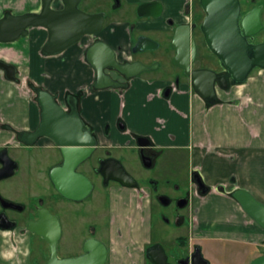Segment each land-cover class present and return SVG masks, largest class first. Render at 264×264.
<instances>
[{"label":"crops","instance_id":"0c3cea01","mask_svg":"<svg viewBox=\"0 0 264 264\" xmlns=\"http://www.w3.org/2000/svg\"><path fill=\"white\" fill-rule=\"evenodd\" d=\"M175 2L178 5L182 0H166L164 19L172 18L178 24L184 20L181 12H172ZM35 4V0H0V14H18L11 10ZM27 12L38 9L24 13ZM162 21H148L140 29L158 34L165 29ZM47 38L45 29H32L29 37L14 49H3L10 58L7 62L15 64L21 76L19 81H10L0 70V151L17 146L15 132H33L40 124L41 110L29 83L61 101L67 94L78 95L81 117L101 150L117 155L136 150V164L143 165L138 138H146L151 145L145 153L157 154L153 166L162 159L168 165L183 160L188 190L196 188L194 174L211 190L205 197L189 196L192 223L183 234L188 245L199 246L214 264H250L264 256V230L232 198V193L240 189L264 204V70L252 75L244 86L219 91L215 105L207 104L184 80L178 85V92L160 96L159 92L170 89L174 80L153 82L155 77L150 74L131 80L126 89L95 91L96 77L84 59V46L59 57L44 58L40 52ZM99 39L117 52L120 62L130 60L131 24L112 19ZM41 146L50 144L43 141ZM171 175L174 178L176 173ZM122 192L127 198L138 200L135 191ZM187 194L182 198H189ZM136 208L141 215L132 220L133 226H125L124 237L118 236L115 223L110 222L111 264H146L145 248L150 239L142 213L149 215L150 209L142 208L138 201ZM10 234L0 230V264H25L23 250L28 240L16 239L23 247L15 251L8 242ZM132 238H140L133 242L134 248L124 241Z\"/></svg>","mask_w":264,"mask_h":264},{"label":"water","instance_id":"95a60500","mask_svg":"<svg viewBox=\"0 0 264 264\" xmlns=\"http://www.w3.org/2000/svg\"><path fill=\"white\" fill-rule=\"evenodd\" d=\"M55 0H41L39 12L24 14H6L0 19V44H13L26 38L31 29L47 30L48 38L42 48L44 56H56L75 46L85 36H98L105 24L104 14H88L79 8L81 0H62L63 9L55 10ZM205 17L199 26L208 51L219 63L222 72L210 69L192 70L197 56V45L193 36L197 25L184 24L176 28L172 48L176 56L174 64L182 69L195 92L209 105L218 103V89L227 91L230 87H241L247 84L255 70H264V42L255 44L257 35L264 31L261 18L262 8L258 7L245 17L242 16L240 0H200ZM162 15V6L158 2L142 4L138 9L140 18L157 19ZM158 43L147 37H140L133 48V53H143L158 48ZM95 56V57H94ZM88 62L96 70L97 90L121 89L126 85L115 81L106 70H114L125 77L134 79L141 74L155 70L157 65L149 67L141 62L121 64L115 52L105 43L97 42L89 49ZM0 70L6 73L10 81H16V67L0 61ZM37 103L41 108V122L34 132H21L18 138L21 143L32 146L39 138L51 139L59 148L62 163L50 171V178L56 191L65 199L73 202L86 200L93 191V182L77 170L87 161L97 148V140L85 125L77 110L75 99L71 112L65 113L57 104L55 97L46 90L34 88ZM139 146L146 147L149 142L139 139ZM146 167L151 166L149 159L143 158ZM0 181L11 177L17 164L10 159L7 151L0 156ZM101 175L104 185L110 181L117 182L126 188H137V183L127 173L123 165L108 159L101 162ZM195 183L204 193L207 192L199 175L194 174ZM232 198L241 209L259 227L264 230V204L256 200L245 190H236ZM5 207L12 204L0 199ZM168 202L165 203L167 205ZM39 220L27 224V230L40 236L49 244L50 259L46 264H107L109 249L105 243L97 239H88L84 243L83 254L77 257L61 259L58 246L62 239V226L58 217L47 209L38 211ZM6 217L0 214V229L10 230L5 225ZM152 264H168L162 246L156 245L147 252ZM190 260L186 261L189 264ZM193 264H208L202 256L200 248L192 257ZM250 264H264V256L251 261Z\"/></svg>","mask_w":264,"mask_h":264},{"label":"rangeland","instance_id":"374dc122","mask_svg":"<svg viewBox=\"0 0 264 264\" xmlns=\"http://www.w3.org/2000/svg\"><path fill=\"white\" fill-rule=\"evenodd\" d=\"M35 1L36 4L34 7L30 6L29 8V6H24L21 10L12 9L11 11L22 14L28 10H37L41 6V0ZM103 1L104 0H99V2H102L100 3L102 4L100 5L101 8L105 7ZM121 1L124 3V0ZM194 1L196 3L198 2V0ZM243 1L247 4L245 8L246 12L253 7L264 5V0ZM109 2L110 5H112L111 0H109ZM54 7L60 8L61 5L56 1ZM109 7L111 6H106L105 8L110 9ZM193 12L198 16V22L202 23L204 13L200 9H197L196 5L193 7ZM109 13L110 18L108 21L113 19L134 26L139 20L134 14L128 16L121 11L113 14L109 11ZM1 16L3 17V15L0 14V19L2 18ZM262 20L264 23V12ZM144 34L159 44L158 49L150 52L147 58L149 59L147 62L150 66L157 65L158 68L146 72L145 74L153 75L156 78L168 76V68L173 62V53H169L170 50L168 48L170 44V34L172 33H168V37L165 38L167 39V45L160 43L161 38L158 34L149 32H145ZM263 40L264 33L255 39L257 43ZM85 43L86 41L82 46H84ZM197 43L198 58L194 68H219L216 62L217 60L208 52L203 36L200 33H197ZM3 49L8 48H3V46L0 47V60H9L10 58L6 57V52H4L5 50ZM260 71L261 70H255L252 75H256ZM30 84L31 83L28 85L29 87ZM33 95L35 96L34 93ZM9 154L11 158L17 162L18 169L13 177L0 182V195L7 201L24 204L30 208H34L38 206L42 200L44 201L45 208L59 217L62 223L63 237L58 248V255L61 259L79 256L82 252L85 239L91 236L89 231L93 227L96 229L98 238L102 242L107 243V240L110 239L109 225L111 221L115 223L114 228L118 236L122 235L124 237L126 233L125 226H133L134 223L132 220L138 214L141 215V211L136 208L138 200L136 201L123 195L122 189L125 188L114 182L106 187L100 183L99 177L95 180L96 188L94 192L86 201L74 203L57 200L54 206V203H49L51 201L50 199L53 200V194L55 193L50 188L48 171L55 162H60L61 158L59 156H53L54 151L46 147L39 149L24 147L21 150H11ZM137 154L136 150H124L120 155H117L115 152L112 153L116 160L123 164L126 171L131 174L147 192L152 194L151 199L154 204L152 203L151 205L145 202L142 204L143 208L146 210L150 209L149 215L142 213V219L145 218L147 220V237L152 244L161 245L165 249L170 262L176 264V260L182 258V255L185 254V252L179 248L176 238L186 233L188 227L192 223V215L189 213V210L180 211L179 207H177L178 199L188 191V182L184 175L186 168L185 162L182 160V162L177 161L176 165H168L167 160L162 159L159 161V164L157 163V165L147 168L144 165L136 164L135 159ZM126 163H128L130 167H127ZM172 172L176 173L174 178L171 175ZM92 177L96 178L97 176L92 175ZM152 183H154L157 188L156 190L153 189ZM159 196L168 197L171 204L169 206H163L157 203L155 199ZM118 198L120 200L118 204H116L115 201L118 200ZM178 215H183L186 218L184 227H179L175 223V219ZM17 229L20 230L21 228L17 227ZM137 239L140 238H132V240L125 239L124 241L129 247L134 248L133 242ZM25 247L24 250L22 249L26 254L23 256L25 264H46L50 259L47 245L38 238L31 240ZM30 247L32 254H30V250L28 251Z\"/></svg>","mask_w":264,"mask_h":264},{"label":"flooded vegetation","instance_id":"af4514ba","mask_svg":"<svg viewBox=\"0 0 264 264\" xmlns=\"http://www.w3.org/2000/svg\"><path fill=\"white\" fill-rule=\"evenodd\" d=\"M58 1L59 4L61 5L60 8H55L54 7V3ZM92 1V2H91ZM112 2V5H110V2L109 0H104L103 1V4L104 6H111L109 7L110 9L108 8H101L100 3L102 2H99V0H81L80 2V5H79V8L88 13V14H104L105 15V24H104V28L103 30L105 29V26L107 24V21L108 19L110 18V13L109 11H111V13H117L119 11L123 12L124 14H127L128 16H130L131 14H134L135 17L139 20L136 22V24L133 26L131 24V30H132V33H133V42H132V45H131V50H130V60L129 61H124V62H120L119 59H118V55H117V52L114 51L111 47V49L115 52L116 56H117V60L119 61V63L121 64H126V63H135V62H141L143 63L144 65H147L149 67H152L148 64V54L154 50H149V51H146V52H143V53H137V54H134L133 53V48L135 46V44L137 43L138 39L140 37H147L144 33L146 32L145 30H141L140 27H144L145 25L141 26L143 23H146L148 21H151V20H156V21H162L163 22V28L165 27L164 30H161L158 32V35L160 36L161 38V42L160 43H163V44H166V41L167 39H165L166 37H168V33H172L170 34V44L168 46L170 52L169 53H173V62H172V65H170V67L168 68V76H165V77H155V79L153 80V82H163V81H167V80H174L172 86L170 89H166L165 91H160L159 92V95L160 96H169V94L171 93V91L173 92H178L179 91V88H178V85L181 84V81H186V82H190V79L189 77H187L184 73V71L182 69H180L179 67H177L175 64H174V58L176 56V53L174 51V49L172 48V40H173V36H174V33H175V30L178 26L180 25H184V24H189V25H194L196 24L198 27L197 29L194 31V38H195V41H196V45H197V56H196V59H195V62L192 64V70H199V69H210V70H214V71H217L218 73L222 72L220 66H219V63L218 61H216L218 64V67L217 69H212V68H209V67H198V68H194V65L195 63L197 62V58H198V43H197V33H200L201 32L199 31V26L201 25V22L199 23L198 21V16L196 15V13L193 12V7L194 5H196L197 9H200L202 12H203V9L201 7V4H200V0H198V2L196 3L194 0H182V3L181 4H178L175 2L173 5V7H171L170 9L173 11H178V12H181L182 13V17H183V22L182 23H175V21L172 19V18H168V19H164L165 17V13H166V10H167V4H166V0H124V3L121 1V0H111ZM151 2H158L161 6H162V15L161 17L157 18V19H154V18H140L138 16V9L139 7L142 5V4H145V3H151ZM195 2V3H194ZM241 2V7H242V16L245 17L246 15H248L251 11H253L255 8H258V7H261L262 8V12H261V18H262V15H263V12H264V5H259V6H256V7H253L251 8L248 12L245 11V8L247 6V4L243 1V0H240ZM53 3V8L55 10H62L64 7H63V3H62V0H55ZM42 5V3H41ZM178 7V8H177ZM169 9V7H168ZM41 10V6L39 7L38 9V12ZM109 10V11H108ZM204 13V12H203ZM5 16V14L3 15V17ZM2 17V18H3ZM204 17H205V14H204ZM187 19V20H186ZM263 22V20H262ZM264 24V23H263ZM32 30V29H31ZM30 30V31H31ZM102 30V32H103ZM47 31V30H46ZM101 32V33H102ZM48 33V32H47ZM101 33L98 35V36H85L79 43H77L75 46L67 49L66 51H64L63 53L59 54V55H56V56H44L42 54V49H41V56L44 57V58H55V57H59L61 55H63L64 53H66L67 51L83 44L85 41L86 43L84 44V59L86 61V63L93 69L94 73H95V82H94V85H93V90L97 91V89L95 88V84H96V80H97V74H96V70L91 66V64L88 62V59H87V56H88V52H89V49L95 45V43L97 42H103L99 39V36L101 35ZM264 31H262L259 35L263 34ZM30 35V34H29ZM257 35L255 37V39L259 36ZM29 37V36H28ZM28 37L26 38H21L20 40H18L17 42L13 43V44H0V46H3V48H8L6 50H12L16 47V45L27 39ZM88 39V40H87ZM150 39V38H149ZM155 42V41H154ZM264 40L262 42H256L254 40V43L255 44H260V43H263ZM104 43V42H103ZM106 44V43H105ZM107 45V44H106ZM159 45V44H158ZM167 45V44H166ZM206 45V44H205ZM109 46V45H108ZM159 47V46H158ZM43 48V47H42ZM207 48V47H206ZM158 49V48H157ZM156 50V49H155ZM208 50V49H207ZM209 52V51H208ZM95 57V56H94ZM216 59V58H215ZM0 61H4L6 63H9L13 66L16 67V74H15V77H16V81H19V78H20V72H19V69L18 67L11 63V62H7L6 59L4 60H0ZM152 71V70H151ZM150 72V71H148ZM5 73V72H4ZM106 73L107 75H109L111 78H113L115 81H118L120 82L121 84L123 85H126L125 88H121V89H126L128 88V85H129V82L131 80H126L125 77H123L122 75H120L118 72L114 71V70H106ZM146 73V72H145ZM145 73L141 74L140 76L144 75ZM6 75V73H5ZM138 76V77H140ZM136 77V78H138ZM135 79V78H134ZM34 85V84H33ZM30 90L32 91V93H34L33 89L34 88H41L39 86H36L34 85V88H31L29 87ZM232 88V87H230ZM43 90H45L44 88H41ZM47 91V90H46ZM219 91H222L220 89H218L217 92ZM50 93V92H49ZM35 94V93H34ZM54 97H55V100L57 102L58 105H60L62 107V109L64 110L65 113H70L71 112V103L73 102V99H75V102L77 104V110L79 112V115L81 117V114H80V109H79V100H80V96L78 95H72V94H67L66 97L61 101L59 99L58 96L52 94ZM37 98V95L35 94V99ZM37 101V100H36ZM41 110V108H40ZM41 115V114H40ZM82 119V117H81ZM83 120V119H82ZM40 122H41V116H40ZM84 122V120H83ZM85 123V122H84ZM40 125V124H39ZM86 125V123H85ZM87 126V125H86ZM121 128H123V123L120 124ZM39 127V126H38ZM9 128V127H8ZM91 130V129H90ZM34 132V131H33ZM92 132V131H91ZM21 133V132H15L16 134V138H17V146L15 148H12L11 150L12 151H16V150H21L22 148H33V149H39V148H42V147H46V148H49V149H52L54 151V155L53 156H59L61 158V161L60 162H55L51 168L49 169L48 171V179H49V184H50V188L54 191L55 194H53V200L50 199L51 201L49 203L53 204L55 206V202H57V200H62V201H67V202H73V201H70V200H67L65 198H63L55 189L54 187V184L52 183L51 181V178H50V171L60 165L62 163V155H61V152L59 150V148L55 145V143L51 140V139H48V138H39L37 140V142L32 145V146H27L23 143L20 142L19 138H18V134ZM93 134V132H92ZM94 136V135H93ZM95 137V136H94ZM95 139L97 140V138L95 137ZM139 139H146V138H138ZM148 142H149V145L146 146V147H138L139 148V154L141 156V159H142V162H143V165H144V161H143V158H146V159H149L151 161V166H153V159H155L157 157V154L154 153V152H149L148 154L145 153V150L146 148H148L150 145H151V142L150 140L146 139ZM43 141H46L50 144V146H41V143H43ZM139 143V142H138ZM10 149H3L0 151V156L1 154L3 153V151H7L8 153V156L10 157V159H12L16 164L17 162L11 158L10 156ZM108 159H115L114 156L112 155V153L110 152H104L103 150H101L98 146V141H97V148L95 150V152L92 154V156L87 160L85 161L84 163H82L79 168H78V172L87 176L92 182H93V191L92 193L94 192L95 188H96V185H95V180L99 177L100 179V183L104 185V177L101 175L100 173V169H101V162L105 161V160H108ZM118 161V160H117ZM120 162V161H119ZM121 163V162H120ZM122 164V163H121ZM123 165V164H122ZM145 166V165H144ZM124 167V166H123ZM146 167V166H145ZM150 167H147V168H150ZM0 168H2V165L0 164ZM125 168V167H124ZM17 169H18V164H17ZM17 169L15 170L14 174L11 176L13 177L17 171ZM126 170V169H125ZM128 173V172H127ZM129 174V173H128ZM92 175H95L97 176L96 178H93ZM133 179L134 181L137 183V188H126V187H122L125 188V189H128V190H133L136 192V195L138 196V203L141 204V207L143 208V203L145 201H148L150 202V204L152 205V203L154 204L153 200L151 199L152 198V194L147 192V190L142 187L137 181L136 179L131 175L129 174ZM9 177V178H11ZM8 179V178H7ZM5 180V179H3ZM2 180V181H3ZM193 180V179H192ZM1 182V181H0ZM113 181H110L108 183V185H104L106 187H108L110 185V183H112ZM114 183H117V182H114ZM119 184V183H117ZM120 185V184H119ZM193 185L196 187L195 189H189L187 192V197H189L190 195H193V196H199V197H205L209 192H211V190H209V188H207V192L204 193L202 190H200L198 188V186L193 183ZM152 187L154 190H156L157 188L155 187L154 183H152ZM186 192V193H187ZM218 192V191H217ZM91 193V195H92ZM220 193V191L218 192ZM91 195L88 197L90 198ZM51 197V196H50ZM87 198V199H88ZM0 199H3L5 200L1 195H0ZM86 199V200H87ZM84 200V201H86ZM157 200L156 202L157 203H160L161 205L163 206H169L171 204V201L169 200V198H165V197H162V196H159V197H156ZM6 202L12 204L13 206L11 207H5L1 204V201H0V214H4L6 219L5 221H3V223L5 225H8L10 227H12L10 230H2L0 229L1 231L3 232H8V233H11L9 235V238H8V242L11 244V247L16 251L19 250V248L21 249V246L17 243L16 239L22 237L23 239L24 238H27L28 240V244L30 243L31 240H33L34 238H38L40 239V241H43L46 245H47V250L50 254V251H49V244L44 240L42 239L40 236L36 235V234H33L31 232H29L27 230V224L30 223V222H37L39 220V216H38V211L42 210V209H46L45 208V203L44 201L42 200L40 202V204L34 208H30L28 207L27 205H24V204H17V203H13V202H10V201H7L5 200ZM82 201V202H84ZM82 202H74V203H82ZM168 202L167 205H165V203ZM189 204H190V197L189 198H182L180 197L178 199V202H177V207H179L180 211L182 210H186L188 209L189 207ZM49 211V210H48ZM50 212V211H49ZM51 213V212H50ZM52 214V213H51ZM54 215V214H52ZM56 216V215H54ZM57 217V216H56ZM59 218V217H58ZM60 220V219H59ZM185 222H186V218L183 216V215H178L175 219V223L179 226V227H183L185 225ZM60 223H61V220H60ZM61 226H62V223H61ZM110 226L109 225V230H110ZM17 227H20L21 229H17ZM90 237H88V239H97V240H100L97 236V233H96V229L93 227L90 231ZM62 237H63V228H62ZM88 239H85V241H87ZM177 239V243H178V246L181 250H183L185 252L184 255H182V258L180 259H177L176 260V264H186V261L187 260H190L189 264H193L192 262V257L194 256L195 252H196V249L197 248H200L199 246L197 245H188V238L184 237L183 235L179 236ZM101 241V240H100ZM61 242V241H60ZM85 243V242H84ZM107 245L108 249H109V258H108V262L107 264H110V261H111V256H112V253H113V248H112V243L110 241V239L107 240V243L106 242H103ZM156 245H159V244H152L151 242L147 245V247L145 248V262L146 264H152L148 257H147V252L150 248L156 246ZM30 246V245H29ZM161 246V245H160ZM84 247V245H83ZM59 248V246H58ZM28 249V248H27ZM164 249V248H163ZM30 250V254L31 253V247L28 249V251ZM201 250V248H200ZM243 249H241L242 251ZM22 251V250H21ZM27 251V253H28ZM165 251V249H164ZM201 253H202V250H201ZM83 254V248H82V252L80 253V255ZM165 254H166V251H165ZM59 256V255H58ZM167 256V260H168V264H173L170 262L169 260V257L168 255L166 254ZM202 256L204 258V260L206 262H208V264H214L213 261L210 259V258H207L203 255L202 253ZM77 257V256H75ZM260 257V256H259ZM60 258V257H59ZM48 262V261H47ZM46 262V263H47ZM199 262H197L196 264H198Z\"/></svg>","mask_w":264,"mask_h":264},{"label":"trees","instance_id":"16d2710c","mask_svg":"<svg viewBox=\"0 0 264 264\" xmlns=\"http://www.w3.org/2000/svg\"><path fill=\"white\" fill-rule=\"evenodd\" d=\"M6 14H8V12L5 13V15H6ZM30 87H31V88H34V85L31 83V84H30Z\"/></svg>","mask_w":264,"mask_h":264}]
</instances>
